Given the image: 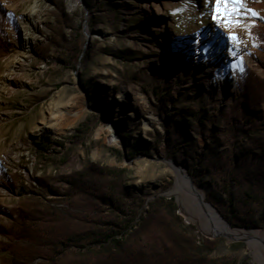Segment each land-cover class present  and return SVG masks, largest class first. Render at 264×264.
I'll use <instances>...</instances> for the list:
<instances>
[{"label": "rangeland", "instance_id": "374dc122", "mask_svg": "<svg viewBox=\"0 0 264 264\" xmlns=\"http://www.w3.org/2000/svg\"><path fill=\"white\" fill-rule=\"evenodd\" d=\"M242 2L240 24L228 27L215 18L216 0H0L9 46L0 51V264H10L23 217L81 214V204L52 190L66 191L65 179L90 164L126 169L128 193L146 204L174 201L185 228L215 243L211 264H254L247 242L213 235L181 203L188 188L195 198L203 191L233 228L264 230V194L200 163L203 153L229 149L244 73L264 79V0ZM35 5L41 23L26 47L22 19ZM218 38L226 53L233 48L229 71L213 49ZM16 57L25 61L5 80ZM195 60L212 69L200 72ZM248 114L257 123L250 135L264 138V102ZM225 214L260 225L235 226Z\"/></svg>", "mask_w": 264, "mask_h": 264}, {"label": "trees", "instance_id": "16d2710c", "mask_svg": "<svg viewBox=\"0 0 264 264\" xmlns=\"http://www.w3.org/2000/svg\"><path fill=\"white\" fill-rule=\"evenodd\" d=\"M0 18L5 13L0 9ZM0 24V51L7 52ZM242 95L233 105L229 122V149L206 152L200 163L210 175L250 183L264 194V138L251 136V110L264 102V79L248 69L241 78ZM242 148H241V146ZM262 149L263 152L258 150ZM196 168V167H195ZM126 169L90 164L69 176L64 196L81 204L78 217L50 211L44 217H23L10 240V264H211L215 243L200 242L186 228L176 203L158 196L147 204L132 197L125 185ZM226 218L235 226L257 227L248 216Z\"/></svg>", "mask_w": 264, "mask_h": 264}, {"label": "bare ground", "instance_id": "6f19581e", "mask_svg": "<svg viewBox=\"0 0 264 264\" xmlns=\"http://www.w3.org/2000/svg\"><path fill=\"white\" fill-rule=\"evenodd\" d=\"M40 12V7L35 5L31 9L30 13H27V15L23 16V43L26 47H30V43H32L34 40L31 35L34 33L35 28L41 23ZM224 44V39L218 38L217 42L214 43L213 49L217 50L218 54L222 53L223 58H226V61H223V67L229 71L231 68V65L229 64L230 52L233 50V48H229L230 52L226 53L227 49L224 48ZM225 53L226 56H224ZM24 61L25 59L23 57H16L13 62L14 65L7 69L3 78L5 80L10 79L11 77L13 78L18 66H21ZM210 64L211 63L208 62L195 60L194 67L198 68L200 72L205 73L212 69ZM229 84H232L231 80H228L225 85ZM120 96L122 100H126L124 95ZM103 130L104 128L101 129V131ZM109 130H113L111 125L109 126ZM101 131L99 132V135L101 134ZM200 192L202 193L201 196L203 199L201 197L195 198V192L192 193L188 188V190L182 193L183 201H181L182 198L179 197L178 200L183 203L185 210L192 216V218L201 222L205 230L211 232L215 236L226 237L230 240H242L247 242L248 246L245 249L244 254L252 255L254 264H264V230H245L233 228L220 216L217 210H215L210 204L206 202V194L203 191Z\"/></svg>", "mask_w": 264, "mask_h": 264}, {"label": "snow or ice", "instance_id": "6c2138e0", "mask_svg": "<svg viewBox=\"0 0 264 264\" xmlns=\"http://www.w3.org/2000/svg\"><path fill=\"white\" fill-rule=\"evenodd\" d=\"M245 9V5L242 0H216V19L220 21L224 26L239 25V16ZM248 14L255 17L258 15L251 9L246 10ZM233 41H237L238 38L233 35Z\"/></svg>", "mask_w": 264, "mask_h": 264}, {"label": "water", "instance_id": "95a60500", "mask_svg": "<svg viewBox=\"0 0 264 264\" xmlns=\"http://www.w3.org/2000/svg\"><path fill=\"white\" fill-rule=\"evenodd\" d=\"M198 195H199V197H201L203 199V197L201 196V194H198Z\"/></svg>", "mask_w": 264, "mask_h": 264}]
</instances>
